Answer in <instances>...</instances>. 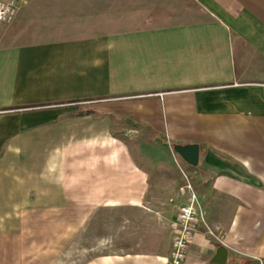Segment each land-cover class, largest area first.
<instances>
[{"label":"crops","instance_id":"crops-1","mask_svg":"<svg viewBox=\"0 0 264 264\" xmlns=\"http://www.w3.org/2000/svg\"><path fill=\"white\" fill-rule=\"evenodd\" d=\"M31 1L0 25V264L10 249L39 258L33 230L8 219L39 215L42 170L58 168L82 228L96 212L150 219L97 242L118 252L68 264H170L185 177L205 223L182 264H264V0L130 5L127 28L119 5H97L77 32L68 5L47 18ZM72 102L92 105L40 108ZM192 144L195 166L173 151Z\"/></svg>","mask_w":264,"mask_h":264},{"label":"rangeland","instance_id":"rangeland-1","mask_svg":"<svg viewBox=\"0 0 264 264\" xmlns=\"http://www.w3.org/2000/svg\"><path fill=\"white\" fill-rule=\"evenodd\" d=\"M21 0H14L15 11L12 20L9 23H0V25H9L18 13V3ZM181 0H32L27 5H39V13L45 17H59L64 10L59 9V5H68V26L75 29L85 28L84 21L95 19V8L97 5H119V16L122 18L124 26L128 23V8L130 5H177ZM174 8V6L172 7ZM77 32V31H76ZM91 102H72L64 104H55L45 107H55L58 109L72 111L74 113L86 112L90 109ZM59 162V159H58ZM58 165H63L60 163ZM49 173V174H48ZM190 180V179H189ZM192 184V178H191ZM194 184H192L191 188ZM196 189L201 186L194 185ZM154 200L162 198V194H155ZM159 201V200H158ZM173 206L175 202H170ZM154 204H157L155 202ZM39 215L35 217H25L18 219H8L9 225L24 226L26 231H32L30 241L34 238L35 246L40 247V256L37 258V252L34 256L32 252L25 253V257L18 256V252L10 249L8 264H68L70 259L89 258L99 254H109L118 252L116 245L110 244L104 250L97 249V242L103 238H112L115 235V229L119 222L122 226L121 235L124 239L128 237L136 238L137 235H143L142 231L146 228V223L150 221L149 217L140 214L136 210H122L118 213L96 212L95 216L90 218L82 228L81 208L76 203L68 202V170L58 168L54 171L42 170L41 176V204ZM0 222L1 219H0ZM3 224L6 222L3 219ZM163 225L161 229H164ZM118 228V227H117ZM28 229V230H27ZM119 243V242H118ZM117 244V243H115Z\"/></svg>","mask_w":264,"mask_h":264},{"label":"built area","instance_id":"built-area-1","mask_svg":"<svg viewBox=\"0 0 264 264\" xmlns=\"http://www.w3.org/2000/svg\"><path fill=\"white\" fill-rule=\"evenodd\" d=\"M14 8V0H0V23H9L12 20ZM185 182L182 190L187 189L190 196L188 201L180 206L176 217L170 223L172 229L170 264L183 263L197 225L205 223V211L186 177Z\"/></svg>","mask_w":264,"mask_h":264},{"label":"water","instance_id":"water-1","mask_svg":"<svg viewBox=\"0 0 264 264\" xmlns=\"http://www.w3.org/2000/svg\"><path fill=\"white\" fill-rule=\"evenodd\" d=\"M173 151L189 165H197L199 157V147L197 145H175Z\"/></svg>","mask_w":264,"mask_h":264}]
</instances>
